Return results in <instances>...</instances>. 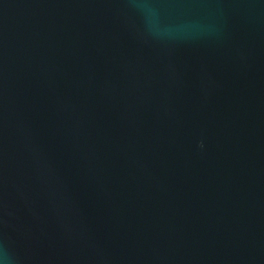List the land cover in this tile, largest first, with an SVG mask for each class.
<instances>
[{
	"label": "water",
	"instance_id": "water-1",
	"mask_svg": "<svg viewBox=\"0 0 264 264\" xmlns=\"http://www.w3.org/2000/svg\"><path fill=\"white\" fill-rule=\"evenodd\" d=\"M0 264H264V0H0Z\"/></svg>",
	"mask_w": 264,
	"mask_h": 264
}]
</instances>
